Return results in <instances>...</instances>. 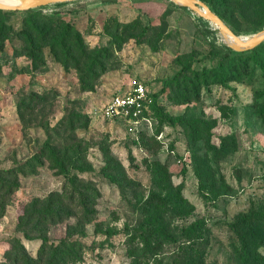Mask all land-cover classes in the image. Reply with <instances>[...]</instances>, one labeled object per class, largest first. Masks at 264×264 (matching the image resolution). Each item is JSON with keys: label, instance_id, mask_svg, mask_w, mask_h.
I'll list each match as a JSON object with an SVG mask.
<instances>
[{"label": "rangeland", "instance_id": "rangeland-1", "mask_svg": "<svg viewBox=\"0 0 264 264\" xmlns=\"http://www.w3.org/2000/svg\"><path fill=\"white\" fill-rule=\"evenodd\" d=\"M229 18L240 36L263 31L264 0ZM117 24L132 27L124 34ZM67 30L76 52L82 42L104 53L97 70L56 46ZM139 85L157 96L151 126L104 117L114 96ZM49 140L78 168L67 177L49 155L30 162ZM16 166L19 189L0 191V264L18 239L37 258L42 241L25 239L20 219L51 196L71 217L43 235L49 246L68 239L75 264H264V44L236 53L219 29L170 0L2 11L0 170ZM196 224L204 230L183 234Z\"/></svg>", "mask_w": 264, "mask_h": 264}, {"label": "trees", "instance_id": "trees-1", "mask_svg": "<svg viewBox=\"0 0 264 264\" xmlns=\"http://www.w3.org/2000/svg\"><path fill=\"white\" fill-rule=\"evenodd\" d=\"M206 2L211 8L216 12L230 27L231 26V18H229V15H232L233 10H238L242 14H246L247 12H250L255 7V2L258 0H246V3L240 2V0H202ZM62 5V4H61ZM218 7V8H217ZM220 7V8H219ZM219 9V10H218ZM33 11V10H29ZM2 13V10L0 11V15ZM41 18V16L39 17ZM47 20L49 23L47 26H51L50 29L54 28V25H56V21L50 20L49 18H43ZM36 25H33V28L40 33V36L42 39H46V34L39 28V25L37 22H35ZM132 25L122 26L120 24H117L116 31H120L123 29V33L126 34L129 32L128 29ZM231 28V27H230ZM234 32L235 30L231 28ZM138 28L134 29L133 31H137ZM149 29L145 28L143 30H139L138 32V38H136L138 43H143L147 37V32ZM62 39L58 40V43L56 46H60L62 49L64 55L66 58L70 61H76L74 58V55H77L80 53L83 57H86V63L88 66V69L90 72L97 70L99 65L104 60V53L98 51H93L89 47H86L84 43H79L80 48L79 51H75L74 47H69V44L71 43L66 35L70 34V31H63ZM236 33V32H235ZM237 34V33H236ZM29 36V35H28ZM94 52V55L92 56V53ZM91 54V56H90ZM151 100V104L149 106L148 111H146V115L150 117V112L154 109L157 110V96H152L149 98ZM158 112H160L158 110ZM175 123V121H173ZM49 155V159L52 163V166L55 170L61 171L63 174L67 175L69 174V169L74 168L78 169L77 166L70 165L67 166L66 162L64 160H61L60 153L55 145L51 143L49 140L44 150L40 153V155H36L34 158L31 159L30 162L39 161L41 158L45 159ZM40 163V162H38ZM80 171H86L85 168H79ZM70 183L72 184L73 188L76 190V180L71 178ZM19 189V166H16L11 169L7 170H0V191L6 190V196H10V193L12 191H16ZM75 194L80 193L76 190ZM5 196V197H6ZM81 196V195H80ZM59 197L51 196L49 199L46 200H37L34 205L32 212H29L28 214H25L20 219V225H21V231L24 233L25 239L29 241H33L36 239H41L42 245L38 250L37 258H33L29 252L27 251L26 247L23 244V241L21 239L16 240V248L15 251L12 252L10 255L7 254V262L6 264H70V263H77L78 259L77 254L74 252V248L70 251L65 252V244L68 242V239L62 241L61 246H49L48 239L46 236L43 235L44 229L43 227L46 226L48 223L52 224H58L64 221V219L71 217V214H69L66 210H64V207L62 204L59 203ZM84 196H81V207H82V213L84 216L89 217L92 215V211L89 210L88 204ZM1 212V209H0ZM3 213V212H2ZM1 213V215H2ZM38 220L34 225L32 229L30 228V225L33 223V221ZM205 225L204 224H196L192 225L189 228H184L183 234L190 235L195 234L198 230H204ZM162 230L163 228L159 229L158 234H163ZM99 233H103L109 236H115L119 234L117 230H106L104 232L97 230ZM196 240H202V238L196 237L194 238ZM198 245L201 246V243H198ZM193 264H204L202 261L194 260Z\"/></svg>", "mask_w": 264, "mask_h": 264}, {"label": "water", "instance_id": "water-1", "mask_svg": "<svg viewBox=\"0 0 264 264\" xmlns=\"http://www.w3.org/2000/svg\"><path fill=\"white\" fill-rule=\"evenodd\" d=\"M78 0H25L22 5H8L0 2V10L2 11H29L38 8L47 7L50 5H59L75 2ZM182 7H186L200 18L208 21L217 29L222 35L229 37L234 41V45L229 47L236 53H243L251 51L264 44V30L253 34L251 37L245 39L243 36L236 34L226 22L214 10L202 0H170Z\"/></svg>", "mask_w": 264, "mask_h": 264}, {"label": "built area", "instance_id": "built-area-1", "mask_svg": "<svg viewBox=\"0 0 264 264\" xmlns=\"http://www.w3.org/2000/svg\"><path fill=\"white\" fill-rule=\"evenodd\" d=\"M151 103L146 89L139 85L132 92L114 96L104 106L103 114L109 120L129 121L133 124L144 122L151 126V119L145 114Z\"/></svg>", "mask_w": 264, "mask_h": 264}, {"label": "bare ground", "instance_id": "bare-ground-1", "mask_svg": "<svg viewBox=\"0 0 264 264\" xmlns=\"http://www.w3.org/2000/svg\"><path fill=\"white\" fill-rule=\"evenodd\" d=\"M24 1L25 0H0L1 3L8 4V5H22ZM252 35H245L243 37L245 39H247V38L251 37ZM224 41H225V43L230 44V45H234L235 44L234 41L231 38H229V37H225Z\"/></svg>", "mask_w": 264, "mask_h": 264}]
</instances>
